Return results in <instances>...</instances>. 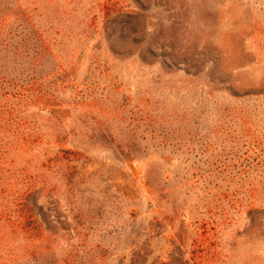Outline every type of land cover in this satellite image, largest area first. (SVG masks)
<instances>
[{
	"label": "rangeland",
	"instance_id": "obj_1",
	"mask_svg": "<svg viewBox=\"0 0 264 264\" xmlns=\"http://www.w3.org/2000/svg\"><path fill=\"white\" fill-rule=\"evenodd\" d=\"M140 3L0 0V264H264V0Z\"/></svg>",
	"mask_w": 264,
	"mask_h": 264
},
{
	"label": "trees",
	"instance_id": "obj_2",
	"mask_svg": "<svg viewBox=\"0 0 264 264\" xmlns=\"http://www.w3.org/2000/svg\"><path fill=\"white\" fill-rule=\"evenodd\" d=\"M4 1V0H2ZM13 2V5L16 9V13L19 11L20 13L23 14L24 17L28 16L25 13H27V10H23L21 11V6L18 4V0H11ZM136 2V4L141 5L140 0H134ZM27 18V17H26ZM37 24L36 23H32V21L30 20V17H28L26 19V24L23 27L26 30H35L36 29ZM42 39V38H41ZM133 182V181H132ZM135 183V181H134ZM83 185V184H82ZM71 195H77V193H81L80 191L76 190L74 187H71ZM83 192V190H82ZM36 189L33 192L27 193V195L25 196V201L27 202V204L30 206L31 211H33L34 213H36L41 221V225L45 228V231H47L48 233H52V235L56 236L58 235L57 231H54V227L52 226V222H56L55 219H53V221H50V219L52 218L50 215H48L49 213V208L51 206L48 205L47 203V199L48 196H44L43 195V191H41V195L40 198L36 195ZM127 200H133L132 197H129L127 195ZM54 203H52L53 205ZM115 206L118 207H114L113 208V218L115 219L116 217L123 216V213L121 211H119V203H115ZM54 207H56V205L54 204ZM53 208V207H51ZM135 208V207H134ZM130 210V211H126L125 216L127 217L128 221L131 220V228L132 230L136 231L134 238L130 241L128 248L126 249V253L124 256H129V264H146L147 263V259L149 258V256L152 253V248H151V242L154 238L162 235L165 230H163L162 232L157 231L156 232V228L157 226H155L154 223H150L147 225V227H145L144 229L141 228V226H137V224L135 225L136 219H138V214L139 212L134 209ZM52 214V213H51ZM56 218V217H54ZM184 218V217H183ZM134 222V223H133ZM133 224V225H132ZM110 227L113 226L114 230H111L109 233L114 232L117 233V224L113 223V225H109ZM174 244V243H173ZM184 246L182 244L179 245H172L171 247V251L169 253V262L167 264H178V259H176L175 257L178 255L180 256L182 253ZM124 259V258H122Z\"/></svg>",
	"mask_w": 264,
	"mask_h": 264
}]
</instances>
